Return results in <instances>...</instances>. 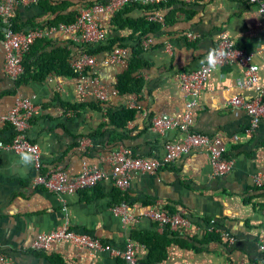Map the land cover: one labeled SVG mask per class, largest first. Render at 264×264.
<instances>
[{"label": "crops", "instance_id": "crops-1", "mask_svg": "<svg viewBox=\"0 0 264 264\" xmlns=\"http://www.w3.org/2000/svg\"><path fill=\"white\" fill-rule=\"evenodd\" d=\"M142 11L129 8L123 17L137 19ZM166 24L154 36V44L139 57L146 63L136 72L140 87L136 92L108 95L103 102L87 94L81 99L74 89L71 62L80 54L77 45L65 35L52 34L35 40L25 54L23 72L14 82L3 74V50L0 40V140L12 137V128L2 115L12 105L15 95L31 97L40 103L41 111L27 130L29 140L39 149L40 171L56 167L74 173L84 163L107 173V151L113 146L129 147L133 155L160 158L163 144L180 139L175 129L157 134L150 128L151 116L166 113L181 116L183 99L178 91V72L197 68L217 43L219 34L232 39L235 46L252 50L258 66L257 82L264 88V23L254 3L241 0H172L161 10ZM19 23L36 24L45 19L36 2H19L11 16ZM37 25V24H36ZM106 38L128 37L127 28L106 24ZM2 25L0 23V38ZM192 32L198 37L190 41L183 36ZM169 42L171 49L165 50ZM104 51L97 52L100 57ZM125 67L98 63L90 68L107 88H113L115 77ZM242 68L224 65L208 74L196 98L192 129L225 137L226 155L233 164L225 174L209 177V166L199 148L162 165L155 174L137 173L129 179L122 193L108 180L80 188L75 194L61 195L31 187V164L25 165L21 154L0 150V252L13 264H119V258L104 251L89 254L68 241L49 244L43 250L30 249L29 243L38 232H46L62 222L66 206L69 228L97 236L115 249L122 247L123 230L110 207L122 199L132 212L144 207H160L167 212L183 211L192 221L189 229L165 235L168 243L160 260L152 264H238L249 260L264 264V254L257 247L264 234V186L251 183V175H264V118L254 132L243 133L249 115L231 108L225 100L234 93L250 96L251 89L238 90L234 78ZM72 105L75 108H70ZM121 108L134 111L124 129L95 131L106 127L105 112ZM238 134V141H231ZM214 224L228 231L233 242H225L215 234L204 232ZM156 224L140 218L129 227L137 238L149 233L161 234ZM167 234V233H166ZM143 244V243H141ZM137 262L147 264L145 249L137 252Z\"/></svg>", "mask_w": 264, "mask_h": 264}, {"label": "built area", "instance_id": "built-area-1", "mask_svg": "<svg viewBox=\"0 0 264 264\" xmlns=\"http://www.w3.org/2000/svg\"><path fill=\"white\" fill-rule=\"evenodd\" d=\"M23 1L36 2V0H0L2 72L12 82L23 72V57L29 52L35 40L46 38L55 33L67 36L76 45L104 40L106 38L105 26L109 17L124 4L151 6L166 3L168 0H97L88 6L79 8L70 22L34 25L30 28L13 30L10 27L11 16L15 12L17 3ZM245 1L255 4L257 13L264 23V0ZM145 19L163 25V18L159 12L147 13ZM183 36L190 41H194L198 37L192 32H185ZM153 44L154 38L147 36L140 40L139 47L145 51ZM164 48L169 52L170 43H165ZM212 49L224 53L222 57H218L219 62L215 69L205 63L204 65L200 64L197 68L178 72V91L183 99L181 116L177 117V115L162 112L150 118L149 126L157 134L161 135L167 130L175 129L181 135L180 139L167 141L163 144L164 152L160 158L133 155L129 147L118 145L110 148L105 155V161L109 166L107 173L102 172L96 166H86L84 163L74 173L70 172L69 168L59 167L41 172L40 147L27 137L31 120L39 114L41 106L40 103L32 101L31 97L20 94L14 96L12 105L2 115V120L12 128L13 134L7 141L0 140V150L10 151L14 154H31L34 159L31 163L30 186H39L44 190L61 195L75 194L80 188L91 186L98 180H108L113 187L124 193L127 191L129 179L133 174H155L160 166L170 164L173 159L189 153L194 148H199L203 152L209 166V177L223 175L230 170L233 164V159L226 155L225 137L209 135L192 129L196 98L204 87L205 78L210 72L224 65L236 64L242 68L241 74L234 78V86L238 90L251 89L252 93L250 96L234 93L226 98L225 103L227 106L241 109L249 115L248 124L243 130L245 136L254 132L260 120L264 118V88L257 82L258 66L253 60L254 53L252 50L235 46L232 39L224 33L219 34L217 43ZM130 55L131 48L128 45L114 46L112 49L104 51L100 57L96 53H80L71 62L72 75L75 77L74 89L79 99L90 94L96 100L103 102L108 95L115 94L114 87L107 88L96 76H90L89 70L98 63L103 65L117 64L125 67ZM229 139L238 141L239 136L232 134ZM250 178L252 185L264 186L263 174L257 173L251 175ZM62 210L64 211L62 222L46 232L36 233L29 243L30 249L39 251L53 242L68 241L77 248L85 249L89 254L97 250L118 257L119 264H139L137 252L142 250L144 245L133 240L129 234V227L138 219H149L156 224L157 230L166 228L168 231H174L177 234L183 233L192 225V221L183 211L167 212L160 207L149 206L140 208L138 212H132L127 201L122 199L110 207L112 214L119 219L120 228L123 230L122 247L115 249L108 243L101 241L97 236L70 229L65 205L62 206ZM203 230L205 233L217 235L225 244L233 242V236L228 231L214 224H207ZM256 247L264 254V234L258 238ZM0 264L13 263L3 252H0ZM238 264L252 263L249 260H241Z\"/></svg>", "mask_w": 264, "mask_h": 264}, {"label": "trees", "instance_id": "trees-1", "mask_svg": "<svg viewBox=\"0 0 264 264\" xmlns=\"http://www.w3.org/2000/svg\"><path fill=\"white\" fill-rule=\"evenodd\" d=\"M97 0H36L45 14V19L42 22H36L37 25H51L56 24L57 22L67 23L73 20L74 16L77 13V10L81 7L88 6L91 2ZM172 0H168L166 3L151 5V6H142L138 4H124L120 9L114 12L109 17V25H115L116 28H127L129 30L128 37H117L112 36V38H105L99 41H92L85 43L83 45H77V48L80 53L93 54L99 51H107L112 49L114 46L128 45L131 48L130 58L124 68V70L115 77L114 89L118 93H130L138 91L140 87L139 80L134 77L136 72H139L142 67H146V63L141 60L139 57L141 53V48L139 47V42L142 38L147 36H156V34L164 27L166 24V15H162L163 25H159L154 21H147L145 15L150 12H161L162 9L166 8ZM129 8H138L142 11V14L137 19H129L123 17V14ZM107 22V23H108ZM19 23L13 20V17L10 19V27L15 29H25L30 28L36 24ZM76 45V44H75ZM32 47V46H31ZM31 49V48H30ZM25 57V55H24ZM23 57V60H24ZM22 60V64H23ZM24 70V67H23ZM72 70L70 68V74L72 75ZM70 108H75L72 105ZM134 111L131 109L121 108L115 111H106V123L104 124L103 130L95 131L103 133L105 130H108L112 135L117 138V145L120 143V137L115 132L117 129H124L126 122L133 119ZM116 146V145H115ZM114 147V146H113ZM170 212V211H169ZM167 233V234H166ZM173 231H168L166 228L161 231V234L158 236L154 233H149L144 237L137 238L136 240L143 243L145 249V259L147 264L156 263L162 257V252L166 244L169 242L165 235H172ZM159 259V260H158Z\"/></svg>", "mask_w": 264, "mask_h": 264}, {"label": "clouds", "instance_id": "clouds-1", "mask_svg": "<svg viewBox=\"0 0 264 264\" xmlns=\"http://www.w3.org/2000/svg\"><path fill=\"white\" fill-rule=\"evenodd\" d=\"M224 55L223 52L217 49H209L208 53L206 54L205 58L200 61L201 65L205 63L215 69L218 65V57H222ZM21 159L25 165L31 164L34 157L29 153H21Z\"/></svg>", "mask_w": 264, "mask_h": 264}]
</instances>
